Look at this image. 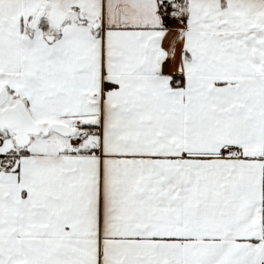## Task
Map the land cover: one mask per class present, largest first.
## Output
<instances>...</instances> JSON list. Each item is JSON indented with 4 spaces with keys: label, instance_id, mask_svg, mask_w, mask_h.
<instances>
[{
    "label": "snow or ice",
    "instance_id": "1",
    "mask_svg": "<svg viewBox=\"0 0 264 264\" xmlns=\"http://www.w3.org/2000/svg\"><path fill=\"white\" fill-rule=\"evenodd\" d=\"M0 264H264V0H0Z\"/></svg>",
    "mask_w": 264,
    "mask_h": 264
}]
</instances>
